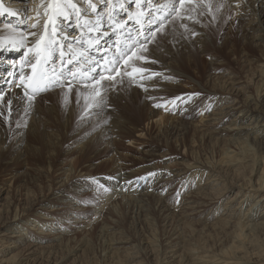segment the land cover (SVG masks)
<instances>
[{
  "label": "bare ground",
  "instance_id": "1",
  "mask_svg": "<svg viewBox=\"0 0 264 264\" xmlns=\"http://www.w3.org/2000/svg\"><path fill=\"white\" fill-rule=\"evenodd\" d=\"M227 1L229 4V8L239 14V19H238L239 22L243 21L240 25H242V30H243L242 32L244 33V35L246 34V36L249 39L250 46L254 48L256 51L260 52V54H264V0H241V1L227 0ZM237 1H239L240 4H238ZM28 2H30L29 5H27ZM51 2L52 0H30V1L0 0V13H2L0 14V37H3V39L5 40V50L0 51V89L4 88V86L6 87L5 84L9 86V82L13 80V77L10 76L9 73H15V71L21 67L25 59L23 57V52L26 51V48L16 50L11 47V43L13 41H20V39L23 37L26 45L32 46L33 42L38 39L39 35L45 34V29L43 26L47 17L44 15V13L46 6ZM95 2H97L96 5L98 10L104 7V5L99 3V0H95ZM173 2L174 0H158V3H156L155 0H153L152 10H156V9L163 10L166 7H171ZM124 6L128 7V5H124ZM78 7L81 8V10H87L88 4L85 2V0H79ZM109 7L111 8L112 5H109ZM176 7L178 9L177 12L178 14L176 16L178 15L180 16V11L182 7L179 6L178 4L176 5ZM25 10H28L26 12L28 18H26ZM202 11L200 10V12ZM14 12L17 14L12 15L11 13ZM132 12L134 16H141L140 9L132 8ZM37 13H39V15H37ZM185 13L189 15L188 12ZM218 14L220 16L221 14L224 13L218 12ZM105 15H107V13H105ZM191 15L194 14L191 13ZM209 19H210L209 20L210 25H214L215 23L213 22L212 14L210 15ZM37 20H39L37 27L35 29L31 28V24L36 23ZM175 23L173 25H175ZM12 26L16 27V29L12 28ZM179 26H181V24ZM190 27H192L191 24ZM193 28H197V27L195 26ZM233 28L230 29L233 30ZM199 29L195 31L197 35H195L196 37L194 38V40L191 39L192 36L190 37V39L194 43L192 44L189 42L190 46H192L193 48L197 47L199 49H203L209 42H216L217 40L215 39L216 35L211 34V32H209L208 34L205 32L206 30L208 31L209 28H206L205 31ZM190 30L193 31V29ZM65 31L70 32L72 34L69 33L70 35L68 41H64V37L63 35H61L62 42L65 43L73 42L74 40L79 39L78 33L76 34L73 32L76 31L75 26L69 28L66 25ZM33 32L37 33V35L36 36L30 35V33ZM169 32L172 33V31ZM157 33H156V38H157ZM133 35H135V33H133ZM166 37H168L167 34ZM225 42H227V40ZM108 43L109 44L111 43V39L108 40ZM153 44L154 43L149 45L151 46ZM224 45H226V43ZM154 49L152 48V50ZM140 53L141 51H137L136 54L140 55ZM179 53L180 52H176V54L171 53L166 59H163L160 56L161 55L160 54L159 55L160 62L156 63L158 64V67L150 68V70H154L155 71L154 73H156L157 75L151 82L146 83L144 85L147 91H145L144 88H137L136 90L132 89L134 94H131V96L130 94L128 96L127 95L123 96V97L127 96V99L124 101V108H125L124 111H126L127 114L129 113L130 117L128 118L129 121L128 124L130 126L132 125L131 127L132 131H130V133L127 135H130L131 137L130 142H132V145H137V144L142 145V143L140 142L141 139L146 137L147 134L152 129L156 130L154 138L160 143V137L163 136L166 139L167 144H169V141H171V135L172 136L176 135V137L178 136L183 137V136H187L190 132L192 133L200 132L202 134L201 136L204 137L226 136V138L224 139L217 138V140H215L217 144H221L223 146V147H219L218 148L219 152H217L220 153V156L222 158L219 160L214 159V154H216V151L213 148L211 159L205 158L204 160H196L193 162V159L191 158L192 162H189L187 160L189 163L182 162L179 164H175L176 168L172 166L165 168V167H160V165L155 163L156 160L158 159L160 160L161 158L160 148L159 149L156 148L153 151L154 153L147 152L144 154L148 157L146 159H142L143 161L147 162L146 164L147 166L144 169L141 168V170H134V169L131 170L130 168H127L128 166L126 165L131 160H135L133 157L132 158L130 156L124 157V155L118 154L119 155L118 158L114 159V157L112 156L113 159L110 160L111 162H109L108 160L107 162L105 160L106 161L105 163L108 164L111 163L110 166L108 164L107 165L109 166V171L110 174L112 175L110 174L109 175L107 174V176L104 174L103 175L106 178L108 176H112L110 178H115L117 180L110 179L112 185L110 184L109 194H106V196L102 200H100L101 203L99 205L97 204L93 208V211L92 209L91 211H89V209L85 207L84 204L82 206L75 207L78 204L77 203L72 204L71 201L65 196L66 191L64 190L67 189L65 188L66 187L65 183H67L68 180L67 182L66 180H64L65 182H63V180L61 179V181L58 182L59 189L62 188L60 195H55V197L53 198L56 204H52L50 203V201H48V203H45V205L49 206V208L47 209L48 211L45 210L47 214L37 215L36 218L35 214L34 215L32 214L33 216H28L24 212L18 213V211H15L11 219L5 222L1 226V228L6 229L7 233H3L0 235V237L4 238V240L3 241L1 240L0 242L1 244L0 254L4 255V259H2V257L0 258V264H15L16 261L15 256L17 255L15 256L10 255L9 257H7L9 252L13 249H21L24 247V251H26L28 255L37 254L39 252H40L39 255H42L41 251L38 252V249L43 242L46 241L53 242V245H51L50 247L52 248L50 251H52L54 248L57 249L60 246L62 247L63 244L67 242L69 243V241H71L72 239L75 240V238L71 237L72 235L70 237H67L68 230L69 232H73V233L80 229H85V230L88 229L91 231L92 229H94L93 225L95 224L93 222L95 221L94 220L95 218L97 219L103 216L104 214L105 215L109 214L110 212L120 216L121 214H123L122 213L123 211L124 213L132 212V214L137 215V217L141 215L142 224L146 226L147 229L150 230V232H154V227L156 226V220L152 217L153 215L152 216L150 215L152 212H156V214L158 213L159 216L160 215L163 216L162 223L165 227L166 225L170 226L172 220H174V222L176 221L177 224L175 226L173 225V228L170 226L172 228L171 236L166 235L162 238L163 240L159 241L157 239L156 234L154 235L151 234L152 238L148 239L147 242L143 241L145 244H147L150 247V251L146 252L147 248L141 247L140 244L139 245L134 244L133 242L132 244L131 241L126 240V238L124 239L122 237L120 238L117 236L113 237V235H117L120 232V231L118 233L115 232L116 231L115 226H117L116 225L117 218L114 217L116 220L114 219L109 220L112 224L108 223V220H106L107 222L104 220L107 224H105L104 222L103 225L101 224L102 226L100 227L99 236L102 239H105L104 240L105 243H108V248L105 250L104 257H106L105 259H107V261L111 262L112 264L121 263L119 259L121 257H118L116 255V252L118 253L119 250L117 247L121 245L122 246L124 245L126 248L124 250L125 252L122 258H124V260L129 259L130 263L133 264H144L147 258L143 259L142 257L143 255L145 254L147 255V253L148 254L151 253L152 256L154 253L157 252L158 254L161 253V255L159 254L160 258L156 264H264V65L257 66V69L258 67L261 69L260 74L259 72L256 73L255 71L251 78L253 79L254 77V81L258 80V82L254 83L256 89H255V93L253 92L254 95H252L253 93L248 94V86H247L248 84L246 85L247 86L246 89L243 88L240 80L233 75L234 73L226 74L224 70L225 74L223 75L225 76L222 78L220 76L219 77L217 76L218 78H216L215 72L216 70H218L217 67L220 66V63L218 64L216 62L215 64H213V70H211V74L208 73L209 75L207 76L210 80L206 81L205 84L202 83L205 86L204 87L202 85L204 87L203 89L206 90V94H207L205 100L208 102L200 109L199 116L196 122L186 123L184 121L187 120L186 117L192 116V114L195 112L194 103H196V101H194V103L193 102L190 103L192 105H188L187 107H185L187 113L183 116L184 119L183 120L180 119V121L177 120L176 118H169L168 116H164V115L162 116L160 112L151 109L152 108L151 104L156 102V98L160 96H164L165 94L167 95L168 91L172 92L177 89V86L175 85V78L176 76L179 77L180 75H182V71H181L182 69L186 70L191 66H194L195 70L197 69L196 68L197 59L195 60L196 57L194 58V55H192L191 51L186 53L185 57L181 56V54ZM153 54L155 53L153 52ZM166 54L164 52V55ZM32 55H33L32 53L28 54L29 57H31ZM260 57L263 56L260 55L259 58ZM136 61L137 60L133 57V59L129 61V64L134 65L136 64ZM262 62L264 64V61ZM68 67H69L68 65H65L64 68L62 69L61 62L59 60H57L54 64L51 65V68L55 69V71L58 72L57 75L60 73L61 70H63L65 72V75H67ZM126 67H128V65L122 63L121 74H123V70ZM148 67L150 66H145L146 69H149ZM130 70L131 69L129 68V71ZM24 71L30 72L31 69L25 68ZM125 77L126 76H124L123 78ZM120 78H121L120 76H116L115 80L105 79L103 81H105V83L109 82L111 84H114L115 81L119 80ZM74 86L83 87V88L92 87V86L84 87L79 83L74 84L71 87ZM120 86L121 84L118 85V87ZM10 88L11 89L9 91L7 90V92H9L8 94L4 93V98H11L13 101L12 104L24 108L26 104H25V98H23L22 87H16L13 85ZM185 88L186 87H184V89ZM56 89L53 91H56ZM116 89L117 87H115V90ZM139 90L142 91V95H138L141 94L139 93ZM112 91L114 90L112 89L111 93ZM121 91L124 93V89ZM135 91H138V94H136ZM50 92L51 91L43 92L37 95L36 99L44 98L47 95V93ZM107 94L108 93H106V95ZM118 95L121 94L118 93ZM141 96L145 101L144 104L140 103L141 101H143L141 99ZM113 97L114 94L112 98ZM148 97L153 98L151 102L150 99H148ZM168 97H172V96L167 95L166 99H169ZM121 100L119 98V101ZM113 105L114 102L112 106ZM114 106L118 107V105H114ZM32 108L35 107L33 106ZM120 110L121 109H119V111ZM124 111L122 113H124ZM130 118H132L133 120L134 118L136 120L143 119L144 125H139L136 123L133 124ZM114 125L115 126H106L104 128L102 127L101 130H99V132L97 133L95 132V135L93 134L92 137L89 138L88 140L96 141L99 139L100 140L104 139L105 141L110 139L111 137L113 138L114 129L118 127L116 124ZM130 126L128 127L130 128ZM3 132L0 129V158L2 157V154L4 152L9 150L8 148L9 146L6 147L7 141L4 137ZM49 137L52 138L53 134H50ZM220 141L223 142L221 143ZM103 142L101 144H103ZM175 143L178 147L181 146L182 149L188 148V145L185 144L184 141L178 143L176 140ZM109 146L110 148L113 147V146L111 147V144ZM158 146H160V144ZM16 147L17 149L15 150L17 151V154H20L18 150L19 148L21 149L26 148V141L24 140L22 132L20 133V136L16 141ZM106 149L107 148H105L104 151ZM69 150L71 151L70 152L71 154L76 153L78 154L77 157H79L82 160H85L84 153L87 150V148L84 139H78L77 143H75L71 148H69ZM187 150L188 152L190 150V155L192 156L194 155L195 152L193 151L192 146ZM16 151H14L13 154L11 153L12 158L17 155ZM116 153L117 152H115L114 154ZM186 158L188 159V157ZM121 162L122 165H120ZM77 165H79V163ZM105 165L104 166L99 165L98 167H105ZM91 166L92 165H89L88 167ZM75 170L73 167V168H69V170L66 171L68 173L67 179L72 175L73 172H74L73 174L75 175V173L77 172V170L76 171ZM122 170H124V172ZM246 172H248L249 176ZM139 173L140 174L142 173V175L146 174V176L149 173H156L155 176H150L149 179L150 184L151 185L153 184V187H155V191H153L152 193L147 192L148 190L146 188L149 187V185H147L146 188H144L141 191V193L132 192L126 195L123 194L122 190L124 191V189H126L125 188L126 183L129 182L131 179L138 177V175H140ZM250 175H253V177ZM77 177L81 178L83 176L81 177L77 176ZM239 177H241V179H239ZM113 180H115V182ZM102 181L104 183H107L108 180L102 179ZM158 181H161L159 182L160 183L159 186H161L160 188L157 185ZM71 187H74V185H72ZM82 188L83 187H81L80 190ZM175 188L176 189L180 188V191H184V193L181 195L180 204L178 206L176 205V202H173V204H169L170 202L169 203L167 202L168 197L172 195L171 192L172 189ZM25 190L27 191L26 194H28L27 188ZM80 190H78V192ZM5 191H6L5 196L0 199L1 201L0 210L12 211L13 208L10 201L12 197L11 186L7 187ZM232 193H234L235 195L232 196L230 199H228L227 202H225L227 196ZM78 194L80 196L81 195L85 196L86 193L81 194L80 192ZM115 196H117V198H115V200L112 201V199ZM78 199L79 198L77 196L71 198V200L73 201H77ZM248 206L250 207L246 210ZM44 208L45 207H42L40 203L39 204L36 203L35 207L32 208L31 211L33 213L41 212L44 211ZM12 212H14V210ZM144 212L146 213V215H142L144 214ZM90 215L94 216V218L91 219L92 217H90ZM198 215H200L201 218H203L206 221H208V219L210 218H212L214 221V223L211 226L210 225L207 226V224H202L200 222L202 224V227H200L201 230L198 229V231H204L206 227L213 228V230H215L214 232L217 231L218 234L220 233L219 235L221 236L219 237V239L222 238L229 239L228 244L222 245L221 248L217 247L220 249H215L216 247L215 248L214 247L211 248L212 246L205 247L204 245L200 244V242L194 241L193 238L195 237V233L196 234L199 233L200 235V233L202 232H198V231L196 232V229H194L193 226L191 225L192 223H190V219ZM110 216L111 218L113 217L111 214ZM203 219L201 220L203 221ZM60 220L61 221L63 220L65 223H63V225H60L59 224V222L61 223ZM206 221H204V223ZM201 224H199V226ZM113 230H114L113 232L114 234L113 233L111 234ZM110 235H112L111 237L113 239L111 238L107 242V239L110 237ZM216 238H218V236ZM49 249H45V251ZM51 255L49 253V256ZM31 262L35 264V262L37 263V260L34 259V261Z\"/></svg>",
  "mask_w": 264,
  "mask_h": 264
},
{
  "label": "rangeland",
  "instance_id": "2",
  "mask_svg": "<svg viewBox=\"0 0 264 264\" xmlns=\"http://www.w3.org/2000/svg\"><path fill=\"white\" fill-rule=\"evenodd\" d=\"M28 1H30V0H28ZM224 1H225V3H224ZM237 2H238V4H240L239 1H237ZM226 3H227V5H226ZM29 4H30V2L27 3V5H29ZM96 4H97V2H96ZM188 6H190V7H188ZM194 6H195V8H194ZM201 7H202V9H201ZM188 8H190V9H188ZM199 9L201 11L202 10L203 11L200 12ZM223 9H224V11H223ZM195 10H196V12H195ZM190 11H192V12H190ZM185 12H188L190 16ZM218 12L224 13V14H221L219 16ZM191 13L194 15H191ZM211 14L213 17V22L215 23L214 25H210V23H209V20H210L209 18H210ZM200 16H202V17H200ZM26 18H28L27 14H26ZM186 18H187V20H186ZM238 19H239V14L229 8V4H228L227 0H196L194 5L186 3L180 11V16L179 15L176 17L174 16L168 23H166V25L164 26V28L162 30V33L161 32L157 33V38L153 42L154 44L151 46L149 45L150 47L147 46V47H149L148 52H143V53L141 52L140 53V55L142 54L144 56L150 57L151 61L155 60L154 62L150 61L147 63H145L142 60H139V61L137 60L136 64H134L136 67H141L144 69H146L145 66H150V67H148L149 69H147L148 71H146L142 74H137V78L135 80H132L128 76H126L125 78H123L124 83H121L120 87H118V85H120V84H118V85L116 84V87H117L116 90L117 91L114 90V91H112V93H111V90L113 88L110 85H113V84H111L109 82L105 83V81H101L102 85L105 84V85H108V87H109V88L107 87L106 90L101 93V97L102 98L104 97L102 103H98L101 101V97H92L90 95L92 93V89H91L92 87L91 88H89V87L83 88V87L74 86V87H71L70 92L68 91L67 87L57 88L56 91H53V92L51 91L50 93H47V95L45 94L46 96L44 98L36 99L34 101V104H33V106L35 108H31L30 112L28 114L25 113V107L26 106L24 108H22V107H19L17 105L12 104L13 112H12L11 116L7 120H5L3 116H0V129L2 130V132L4 131L3 132L4 137L7 141L6 147L9 146L8 147L9 150L4 152L2 154V157L0 158V199L5 196V194H6L5 189L7 187L11 186L12 197H11L10 201H11L12 208H13L14 212H12L13 210L12 211H7V210L1 211L0 210V235L3 233H7L6 229L1 228V226L5 222H7L8 220L11 219V217H12L13 213H15V211H18V213L24 212L28 216H33L35 214L36 218H37V215L47 214L45 210H47L49 208V206L45 205V203H48V201H50V203L56 204L54 202L53 198L55 197V195H60L62 188L59 189L58 182L61 181V179L63 180V182H65L64 180H66V182L68 180V182H67L68 184L65 183L66 184L65 188H67V189L64 191H66L65 196L71 201V203L72 204L77 203L78 205L75 207L82 206L84 204L85 207H87L89 209V211H91V209L93 211V208L97 204L99 205L101 203L100 200H102L106 196V194H109V192H110V184L112 182L109 178L112 176H108L106 178L104 175L107 176V174L108 175L110 174L109 166L111 165V163L108 164L105 162L107 160L109 162H111L110 160L113 159V157H114V159L115 158L117 159L120 154L124 155V157L130 156L131 158L133 157L135 159V160H131L128 163L129 165L128 164L126 165V166H128L127 168H130L131 170H133V169L134 170H141V168L144 169L147 166L146 165L147 162L143 161L142 159L148 158L144 154L147 152L154 153L153 151L156 148L157 149L160 148L161 158H160V160L159 159L156 160L155 163L160 165V167H165V168H168L169 166L176 168L175 164H179L182 162L189 163V162H192V159H193V162L196 160H204L205 158L211 159L213 148L216 151V154H214V159L215 160L221 159L222 157L220 156V153H217V152H219L218 148L223 147V146L221 144H217V142H215V140H217V138L224 139V138H226V136H224V137L223 136L222 137H218V136H213V137L206 136V137H204V136H201L202 134L200 132L199 133L190 132L187 136H183V137L182 136L176 137V135L175 136L171 135V141H173V142L169 141V144H167L166 139L163 136L160 137V143H159L154 138L156 130L152 129V130H150V132L147 134L146 137L141 139L140 142L142 143V145L141 144L132 145V142H130L131 137H130V135H127L130 133V131H132V129H131L132 125L130 126L128 124L129 123L128 118L130 116H129V113L127 114L126 111H124L125 110L124 101L127 99V96L129 94H130V96H131V94H134L132 89H135V90L137 88H144L145 89L144 85L146 83L151 82L155 78L156 75H152L155 71L150 70V68L158 67V64H156V63L160 62V57H159L160 54H161L160 56L163 59H166L169 56V54H171V53L176 54V52H180L179 54H181V56L185 57V54L188 53L189 51L192 52V55H194V58L196 57L195 60L197 59L196 60V68L197 69L195 70L194 66H191V67L187 68L186 70L182 69L181 70L182 75H180L179 77L176 76V78H175V85L177 86V89L172 91V92L171 91L167 92L168 96L169 95L172 97L174 96L173 98H178V99L174 100L172 97H168L169 99H166L167 95L165 94L164 96H160V97L156 98V102L151 104L152 108L149 106L151 109L160 112V114L162 116L164 115V116H168L169 118H176L177 120L180 121V119L181 120L184 119L183 116L187 113L185 107H187L188 105H192L190 103H192V102L194 103V101H196V103H194L195 112L192 114V116H189V117L185 116L187 118V120H184L186 123L196 122L198 119V116H199L200 109L204 105H206L208 102L205 100L206 99L205 97L207 94H206V90L203 89L205 87L203 84H205L206 81L210 80L207 76L209 75L208 73L211 74V70H213V64H215L216 62L218 64L220 63L219 67H221V68L217 67L218 70H216V72H215L216 78H218L219 76L221 78L224 77L225 75H223V74H225V72H226V74L234 73L233 75L240 80L243 88L246 89V87L248 86V94H252L253 92L255 93L256 87L254 86V83L258 82V80L254 81V77H253V79H251V78H252L255 71H256V73L259 72V74H260L261 69L258 67V69H260V70H258L257 66H259V65L263 66L264 65L262 62V61H264V59H263L264 54H260V52L256 51L254 48H252L250 46L249 39L246 36V34L244 35V33L242 32L243 31L242 25H240L243 21L239 22ZM175 20H177V21L179 20V21L177 22ZM185 21H187V22L191 21V22L187 23ZM174 23H175V25H173ZM237 23H238V25H237ZM178 24L179 25L180 24L181 25L182 24L187 25V29L182 28ZM190 24L192 27H190ZM193 24H194V26H193ZM208 25H210V26H208ZM195 26L197 28H193ZM12 28L16 29V27H13V26H12ZM206 28H209L208 31L206 30ZM230 28L231 29L233 28V30H231ZM180 29H182V30H180ZM190 29H193V31ZM198 29L204 30V31L206 30L205 32L207 34L209 32H211V34L216 35L217 36V38L215 36V39H217L216 42H209L203 49H199L197 47L193 48L192 46H190V43L194 44L191 39L194 40V38L196 37V36H193L191 33L195 32ZM169 31H172V33ZM185 31H187V32H185ZM73 32L77 34L76 31H73ZM70 34H72V33H70ZM166 34L168 37H166ZM170 34H171V36H170ZM170 37H172V38H170ZM190 37H191V39H190ZM226 40H227V42H225ZM225 43H226V45H224ZM179 47H181V48H179ZM152 48L153 49L155 48V49L152 50ZM175 50H176V52H175ZM153 52L155 54H153ZM164 52H165V54L166 53L167 54L164 55ZM260 55L263 57L259 58ZM224 70H225V72H224ZM141 75L142 76H148L151 78L150 79H140L139 77ZM188 84H189V86H188ZM5 85L7 88L4 86V88H1L0 90H3L5 94H8L9 92H7V90L9 91L11 88L9 86H7V84H5ZM141 85H143V86H141ZM123 86H124V88H123ZM191 86H192V88H191ZM184 87H186V88L184 89ZM196 87H197V89H196ZM118 88L121 90L124 89V93L121 90H119ZM193 88H194V90H193ZM127 89L129 91V93H128ZM78 90L81 93L79 104L77 103V91ZM115 91L117 94L115 93ZM125 91H126V93H125ZM187 91H188V93H187ZM197 91H199L201 94ZM135 92H136V94H138V91H135ZM184 92H185V94H184ZM106 93H108V94L106 95ZM118 93L121 95H118ZM139 93H141V94H138V95H142L141 90H139ZM254 93L252 95H254ZM85 94H89V96H90L89 103L93 105L92 107H88L87 109L85 108L84 99H83ZM113 94H114V97L112 98ZM190 94H199V95H191V98L189 99ZM117 95H118V97H117ZM124 95H127V96L123 97ZM65 96H67V98H68L66 106H64V104H63ZM119 98H120V100L122 98L121 101H123V102L119 101ZM8 99L9 98H4V104L5 105H6V102ZM105 99H107V100H105ZM109 99H110V101H109ZM116 99L118 100V103H117ZM141 99L143 101H141L140 103L144 104L145 101L142 98V96H141ZM151 101H152V99H150V102ZM113 102H114V105H118V107L117 106L116 107L121 109L120 111L114 105L112 106ZM155 104H160L161 107H154ZM121 107H123V108H121ZM2 110L4 111L5 116H7L8 115L7 108H3ZM114 110H116V111H114ZM123 111H124V113H122ZM130 120L133 122V124L136 123L139 125H144L143 119H137L136 120L134 118V120H133L132 118H130ZM25 121L27 123L26 127L23 126ZM17 122H19L21 124L20 128L16 127ZM114 124H116L118 127L116 129H114L113 138L111 137L112 139L110 138V139L105 140V141H104V139H101V140L99 139L100 142H99V140H96V141L88 140L89 138L92 137L93 134L95 135V132L96 133L99 132V130H101L102 127L104 128L106 126H115ZM128 126H130V128ZM21 132L23 133L24 140L26 141V148H22V149L19 148L18 150H19L20 154H17V151L15 150V149H17L16 141H17L18 137L20 136ZM152 132H154V133H152ZM208 132H210V131H208ZM50 134H53L52 138L49 137ZM78 139H84V141L86 142L87 150L84 153L85 154V156H84L85 160H82L79 157H77L78 154H76V153H74V154L70 153L71 149L69 150V148H71L75 143H77ZM109 140H110V142H109ZM176 140L178 143H181L184 141L185 144L188 145V148L182 149L181 146L178 147L175 143ZM111 141H113L115 143H113ZM102 142H103V144H101ZM220 142L222 143L223 141H220ZM108 144L109 145L111 144V147L112 146L113 147L110 148V146ZM159 144H160V146H158ZM165 144L167 147L165 146ZM106 146H109V147H106ZM191 146L193 147V151L195 152L193 156L190 155V150H189V152L187 150ZM105 148H107L106 149L107 151L106 150L104 151ZM14 151H16L17 155L12 158L11 153L13 154ZM115 152H117V153L114 154ZM186 157H188V159ZM76 163L77 164L79 163L80 166L77 165ZM155 163H153V164H155ZM105 164L106 165L108 164L109 166L108 165L106 166ZM89 165H92L91 166L92 168L88 167ZM99 165L100 166L105 165V167H98ZM120 165H122V162L120 163ZM73 167H74V170L75 169L77 170V172L75 173V175L73 174L74 173L73 172L72 175L67 179L68 173L66 171H68L69 168H73ZM97 167H98V169H97ZM106 167H108V168H106ZM64 171L67 173V175ZM122 171L124 172V170H122ZM62 173H63V176H62ZM246 173L248 174V172H246ZM26 174H27V176H26ZM110 175H112V174H110ZM77 176H80V177L83 176V177L78 178ZM87 176H89V177H87ZM141 176L146 177V179L145 180H138L137 178L141 177ZM147 176H146V174L142 175V173H141L140 175H138V177L131 179L130 180L131 183L127 182L125 185V188L129 189V190L124 189V191L122 190V193L125 195L128 193H132V192L141 193V191L144 188H146L147 185H149V187L146 188L148 190L147 192L152 193L153 191H155V187H153V184L152 185L150 184V181H149L150 176L149 175H147ZM248 176H249V174H248ZM250 176L253 177V175H250ZM91 178H95V180L98 181V183L93 182V180ZM147 178H148V180H147ZM25 179H28V180H25ZM102 179L108 180L107 183H104L102 181ZM239 179H241V177H239ZM115 180H117V179H115ZM115 180H113V181L115 182ZM125 180H127V179H125ZM145 181H146V183H145ZM159 182H161V181H158L157 185L160 188L161 186H159V184H160ZM99 184H103V185L107 186L108 191H104L103 189H101L99 187ZM24 185H25V188H24ZM72 185H74V187H71ZM180 185H182V184H180ZM22 186H23V188H22ZM81 187H83V188L80 190ZM26 188L28 190L29 195L26 194L27 193V191L25 190ZM78 190H80V191L78 192ZM128 191H130V192H128ZM80 192H81V194L86 193L85 196H82V195L80 196L78 194ZM171 192H172V195L168 197L167 202L168 203L170 202L169 204H173V202H176V205L178 206L180 204L181 195L184 193V191H180V188H178V189L175 188V189H172ZM234 195H235L234 193L228 195L225 202H227V200L230 199ZM75 196H77L79 199L77 201L71 200V198L75 197ZM115 198H117V196H115L112 199V201H114ZM34 203L35 204L40 203L42 205V207H45L44 211L33 213L31 211V209L35 207ZM0 204H1V201H0ZM223 204H225V203H223ZM249 207L250 206H248L246 208V210ZM122 213H123V214H121L122 216L121 215L119 216V215H116V214L110 212L107 215L104 214L106 218L102 214L103 216L99 217L100 219L102 218L101 221L99 218H97V219L95 218L94 219L95 221L93 222L95 224V225H93L94 229H92L91 231L88 229H86V230L80 229V230H77L76 232L73 233V232H69V230H68L67 231V237H70L72 235L71 237L75 238V240L72 239L71 241H69V243L67 242V243L63 244L62 247L60 246L59 248H57L58 250L56 248H54L52 251H50L52 249L50 247H51V245H53V242L46 241V242H43L41 244V246H39V249H38V252L41 251L42 255H39L40 252L37 254L28 255V253L26 251H24V247H23L21 249L11 250L9 252V254L7 255V257H9L10 255L11 256L17 255V256H15L16 257L15 264H17V263L18 264H34L31 262V261H34V259L37 260V263L35 262V264H112L111 262L107 261V259H105L106 257H104L105 256V250L108 248V243H105L104 242L105 239H102L99 236L100 227L104 223L107 224L106 220H108V223L112 224L109 220L110 219L116 220L115 218H117V220H116L117 226H115V228H116L115 232H117V233L119 231L120 232L117 235H113V237L117 236L120 238L122 237L124 239L126 238V240H130L131 243L133 242L134 244H138V245L140 244L141 247L147 248L146 252L150 251V247L147 244H145L144 242H147V240L152 238V235H154V234H156L157 239L159 241L163 240L162 238L166 235L171 236L173 225L175 226L177 224L176 221L174 222V220H172L171 222L173 224L170 222L171 223L170 226L172 228L170 226H167V225L165 227L162 223V220H163L162 217L163 216H161V215L159 216L158 213L156 214V212H152L150 215L151 216L153 215L152 217L156 220V226L154 227V232H150V230L147 229V227L142 224V222H141L142 216L141 215L137 217V215L132 214V212L124 213V211H123ZM110 214L113 216L112 218H111ZM142 215H146V213L144 212V214H142ZM90 217H92L91 219L94 218V216H92V215H90ZM201 219H203V218H201L200 215H198L196 217L194 216L193 218L190 219V223H192L191 225L193 226L194 229H196V232L198 231V229L201 230L200 227H202V224H207V226H209V225L211 226L214 223L212 218L208 219V221H206L204 219L202 221ZM204 221H206V222L204 223ZM63 223H65L63 220L61 221V223L59 222L60 225H63ZM199 224H201V225L199 226ZM210 231H211V233H210ZM214 231L215 230H213V228L206 227L204 229V231H198V232H202V233H200V235H199V233L198 234L195 233L196 238L194 237L193 240L200 242V244L204 245L205 247H211V246H212L211 248L216 247L215 249H220L222 247V245H227L229 242V239L228 238L227 239L226 238L219 239V237L221 236V235H219L220 233L218 234L217 231L216 232H214ZM113 232H114V230L111 232V234ZM214 233H217V234H214ZM111 236L112 235H110V237L107 239V242L109 241V239L112 238ZM217 236H218V238H216ZM1 240L3 241L4 238L0 237V242H1ZM119 247H117V248L120 250V252L116 248L118 250V253L116 252V255L118 257H121V258H119L121 261L120 264H128V263L133 264V263H130L129 259L124 260V258H122V256H124V252H125L124 250L126 249L125 246L121 245ZM217 247H220V248H217ZM44 248L45 249L50 248V249L45 251ZM21 250L23 253L21 252ZM54 250H56V251H54ZM49 253H50V255L51 254L52 255L49 256ZM159 254L161 255V253H159ZM159 254L157 252V253H154L152 256H151V253L150 254L147 253V255L146 254L143 255L142 256L143 259L147 258L145 260L144 264H156L160 258ZM1 257H2V259H4L3 254H0V258Z\"/></svg>",
  "mask_w": 264,
  "mask_h": 264
},
{
  "label": "snow or ice",
  "instance_id": "3",
  "mask_svg": "<svg viewBox=\"0 0 264 264\" xmlns=\"http://www.w3.org/2000/svg\"><path fill=\"white\" fill-rule=\"evenodd\" d=\"M78 2L79 0H52L45 8L44 15L47 17L43 26L45 34L39 35L32 46H27L23 37L20 41L11 43V47L16 50L26 48V51L23 52L25 59L21 67L15 73H9L13 77V80L9 82V87L14 85L23 89L26 114L33 107L36 96L43 92L65 87L70 92L71 86L79 83L84 87L92 86L90 94L92 97H101V93L108 87L102 85L101 81L115 80L116 76H120L121 78L111 86L115 90L116 84L123 83L124 76L135 80L137 74L148 70L129 64V61L134 57L145 63L150 62V57L142 54L137 55V51L142 53L148 51L147 46L155 41L156 33H162L165 24L176 16L177 4L183 7L186 3L194 4L196 0H174L171 7H166L163 10H152L153 0H99V3L104 5L99 10L95 0H85L88 4L87 10H81L78 7ZM155 2L158 3V0ZM109 5L112 7L110 8ZM124 5H128V7ZM132 8L140 9L141 16H134ZM26 12L27 10H25V14ZM11 14L16 15L17 13ZM38 23L39 20L32 23L31 28L35 29ZM66 25L69 28L75 26L79 35L78 40L67 43L61 41V35H63L64 41L69 40L70 34L65 31ZM181 27L187 29V25L182 24ZM30 35L36 36L37 33L33 32ZM192 35L195 36L197 33L193 32ZM109 39H111L110 44L108 43ZM2 50H5V40L0 37V51ZM29 53L33 55L29 57ZM57 60L61 62L62 69L65 65L69 66L67 75L63 70L57 75L55 69L51 68V65ZM122 63L128 65L124 68L123 74H121ZM25 68H30L31 71L25 72ZM152 75L157 74L153 73ZM139 78L150 79L151 77L141 75ZM80 95L78 90V104ZM191 95L199 94H190L189 99ZM89 98V94H85L83 97L86 109L93 106L89 103ZM148 99L153 98L148 97ZM67 100L68 98L65 96L64 106L67 105ZM102 102L103 98L101 97V101L98 103ZM12 103V99L9 98L6 105L4 104V91L0 90V116H3L5 120L13 112ZM154 107H161V105L155 104ZM3 108H7V116L2 110ZM23 126H27L26 121ZM16 127L20 128L21 124L17 122ZM148 175L155 176L156 173ZM91 179L98 183L95 178ZM137 179L145 180L146 177ZM99 187L108 191V187L103 184H99Z\"/></svg>",
  "mask_w": 264,
  "mask_h": 264
}]
</instances>
